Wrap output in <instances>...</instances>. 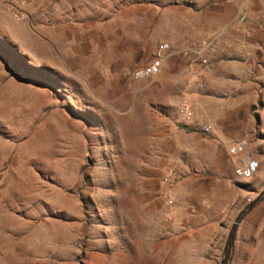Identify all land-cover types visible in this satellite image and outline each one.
Instances as JSON below:
<instances>
[{
    "label": "rangeland",
    "instance_id": "374dc122",
    "mask_svg": "<svg viewBox=\"0 0 264 264\" xmlns=\"http://www.w3.org/2000/svg\"><path fill=\"white\" fill-rule=\"evenodd\" d=\"M263 189L264 0H0V264H219ZM230 264H264V201Z\"/></svg>",
    "mask_w": 264,
    "mask_h": 264
},
{
    "label": "built area",
    "instance_id": "2783aa9c",
    "mask_svg": "<svg viewBox=\"0 0 264 264\" xmlns=\"http://www.w3.org/2000/svg\"><path fill=\"white\" fill-rule=\"evenodd\" d=\"M243 21L244 17L241 16ZM212 42H201L190 46L192 51L198 58H202L204 52L208 50ZM169 54V46L163 42L159 44L155 58L147 65L136 68L132 72V79L135 81H152L158 78L163 69V64ZM197 85L202 86L200 78L194 80ZM208 130V129H206ZM227 153L233 160L234 175L241 181H248L260 169V161L250 151L249 141L246 139H239L227 145Z\"/></svg>",
    "mask_w": 264,
    "mask_h": 264
},
{
    "label": "water",
    "instance_id": "95a60500",
    "mask_svg": "<svg viewBox=\"0 0 264 264\" xmlns=\"http://www.w3.org/2000/svg\"><path fill=\"white\" fill-rule=\"evenodd\" d=\"M263 201H264V189L236 215L229 228L219 264L231 263L234 252V241L239 226L251 214V212Z\"/></svg>",
    "mask_w": 264,
    "mask_h": 264
},
{
    "label": "trees",
    "instance_id": "16d2710c",
    "mask_svg": "<svg viewBox=\"0 0 264 264\" xmlns=\"http://www.w3.org/2000/svg\"><path fill=\"white\" fill-rule=\"evenodd\" d=\"M180 127L185 128L184 126H180Z\"/></svg>",
    "mask_w": 264,
    "mask_h": 264
}]
</instances>
